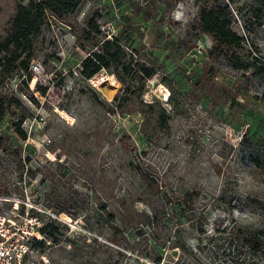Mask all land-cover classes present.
I'll list each match as a JSON object with an SVG mask.
<instances>
[{
	"label": "rangeland",
	"instance_id": "1",
	"mask_svg": "<svg viewBox=\"0 0 264 264\" xmlns=\"http://www.w3.org/2000/svg\"><path fill=\"white\" fill-rule=\"evenodd\" d=\"M28 1L0 0V44ZM261 1L220 0L257 67ZM70 4L46 14L27 71H0V216L57 228L25 264H241L236 230L264 228V76L210 56L197 0ZM103 37L119 47L92 84L81 62Z\"/></svg>",
	"mask_w": 264,
	"mask_h": 264
},
{
	"label": "trees",
	"instance_id": "2",
	"mask_svg": "<svg viewBox=\"0 0 264 264\" xmlns=\"http://www.w3.org/2000/svg\"><path fill=\"white\" fill-rule=\"evenodd\" d=\"M201 3L198 12L196 28L202 35L208 36L212 41L209 52L211 57L225 60L233 70L238 72L255 71V75L264 76V66L255 65L249 60H241L237 50L241 48L242 37L232 29V19L227 13V8H222L220 0H197ZM258 10L253 18L256 23L264 21V1L257 2ZM70 0H42L34 2L29 0L25 5H17L15 15L10 23V31L5 40L0 44V71H27L28 62L32 55V41L39 34L43 26L46 14L62 19L73 13ZM119 47L116 40L109 41L104 37L101 41L100 49L88 54L81 62V75L90 79L103 69L111 68V63L115 60L110 54V48ZM141 72L145 77L151 74L144 68ZM29 79V78H28ZM44 95V93H42ZM8 113V108L0 102V123ZM16 134L21 140L26 141L27 135L21 128V122L14 125ZM2 141L0 139V148ZM194 192L186 193L184 201L177 200V207L182 215L186 212V206L192 201ZM159 200L171 203L164 192L157 191ZM174 201V199H173ZM112 217L111 214L108 215ZM147 218L154 220L157 218L156 212L147 215ZM42 237L52 242L57 241V228L52 224H42L39 228ZM235 249L238 250L241 264H264V228H238L234 234ZM34 249H44V239L35 241L32 246ZM159 262V260H157Z\"/></svg>",
	"mask_w": 264,
	"mask_h": 264
},
{
	"label": "built area",
	"instance_id": "3",
	"mask_svg": "<svg viewBox=\"0 0 264 264\" xmlns=\"http://www.w3.org/2000/svg\"><path fill=\"white\" fill-rule=\"evenodd\" d=\"M196 53L201 54V51L196 50ZM107 77L103 76L100 82L106 81ZM94 79L90 80L92 84L97 82ZM17 217L15 213L10 218L0 216V264H25L36 251L33 243L43 239L39 229H34L35 223L31 219L19 221Z\"/></svg>",
	"mask_w": 264,
	"mask_h": 264
}]
</instances>
